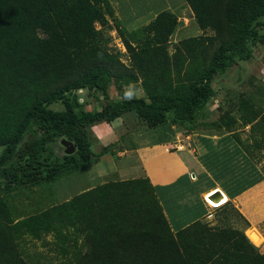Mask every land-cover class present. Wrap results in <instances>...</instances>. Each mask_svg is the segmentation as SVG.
Instances as JSON below:
<instances>
[{
	"label": "trees",
	"instance_id": "16d2710c",
	"mask_svg": "<svg viewBox=\"0 0 264 264\" xmlns=\"http://www.w3.org/2000/svg\"><path fill=\"white\" fill-rule=\"evenodd\" d=\"M186 1L201 27L216 30L207 39L212 46L218 39V48L208 55L205 39L195 36L180 40L170 53L180 21L163 11L149 26L119 28L129 55L125 62L122 50L111 47L104 35L106 11L113 13L109 0H0V264L48 263V256L37 251V240L50 244L61 264H264V245L254 244L263 238L254 229L246 235L197 220L174 231L145 173L120 184L92 186L72 198L55 195L56 180L108 153L91 149L90 128L130 113L152 128L170 124L191 132L202 125L207 132H220L225 127V159L217 161L220 169L214 168L213 176L205 173L201 179L207 186L213 179L222 182L230 198L264 180L258 161L253 164L255 156L264 157L262 93L239 92L231 101L238 117L230 116V107L220 121L204 118L216 77L264 45V0ZM83 88L103 94L106 102L88 108L77 94ZM134 88L144 96H136ZM242 121L244 130L249 127L246 137L237 129ZM63 138L74 142L73 154L61 156L53 147ZM201 140L210 146V138ZM136 160L140 166L138 155ZM231 166L236 175L230 178ZM43 184L53 185L39 194L49 192L50 203L20 217L14 205L20 189L27 187L30 197ZM222 208L227 214L235 206L228 201ZM221 218L226 224L227 217ZM28 242L36 256L26 261Z\"/></svg>",
	"mask_w": 264,
	"mask_h": 264
},
{
	"label": "rangeland",
	"instance_id": "374dc122",
	"mask_svg": "<svg viewBox=\"0 0 264 264\" xmlns=\"http://www.w3.org/2000/svg\"><path fill=\"white\" fill-rule=\"evenodd\" d=\"M109 1L113 13L110 14L106 11V18L108 21L104 26V35L111 38V41L109 42L111 47L114 46L122 50V58L125 62L129 60V55L118 34L119 28L122 27L123 29H128V31H133L140 27L149 26L156 19L157 14L163 11L170 12L173 15L175 14L178 16V20L180 21L175 34L172 39H170L171 43L169 42L170 45L168 48L170 53L176 51L178 48L177 46L180 45L177 43L180 40L192 39L195 36L197 38L205 39V45L210 51V54L208 55H211V52L218 48V39L215 41L216 45L214 46H212L210 41L207 39L208 37L216 36V30L209 27H201L194 11L186 0ZM118 24L120 26H118ZM97 26V29H102L101 24H97ZM237 61L238 63L231 66L226 73H221L216 77V82L214 84L215 95L206 106L209 114L204 117L212 121L207 122L222 120L225 112L229 110L230 107H234L233 110L229 112L230 116H240V113L235 111L237 110L235 107L236 105H234L235 103L231 102L239 96V92H244L247 97L262 93L261 100L264 101V45L260 44L255 48L254 56L251 59H239ZM188 82L189 80H187V83ZM260 88H262L261 90L263 91H261ZM134 90L136 96H144V91L141 88H134ZM77 94L79 96L80 103L88 104V108L91 109H94L95 107L101 108V106L106 102V97L94 90L83 88L80 89ZM95 97H100L101 101H96ZM115 97L120 98L121 96L115 93ZM259 103H261V101ZM227 119L228 118H226V120ZM118 120H120V122L117 127L114 128V131L112 130V132L109 128L111 124L102 121L96 123L90 128V137L92 141L91 149L95 153H100L104 150V148H106L108 153L100 156V158L93 157L94 160L91 161L90 164L88 163L89 165H87L83 170H76L72 172V175L68 174L56 180L54 183L56 186L55 195L58 200H63L68 197L72 198L80 193L81 190L88 189L92 186L103 185L111 182L120 184L124 181L142 178L143 175L141 167L143 161L140 165L141 167L137 165L136 152L139 156V151L142 152V148L144 147L163 145L174 140L179 143L177 149L180 150L181 147L185 145V139L182 138V132L185 135L184 137L187 136L185 133L189 132L187 130V126L183 127L170 124L166 127L159 126V128H152L132 113L122 116ZM239 120L241 121V119ZM193 124L194 122L192 125ZM244 126L245 124L243 122L242 127H238L237 129L243 133L244 137H246L245 134L248 132L249 127H246L244 130ZM178 129L182 130V132H178L179 134L176 133ZM224 129L226 128L222 127L219 133H223ZM213 132L215 133L218 131L215 129ZM216 137L217 136H214L215 139L213 140H217ZM53 147L56 148L59 155H64L65 152L63 151L64 147L61 145V139L59 140V143L55 144ZM211 149L214 154L213 156L216 159L215 161L222 162L225 159L223 153H226V151L222 152L223 143L220 147H213ZM231 151L233 150L231 149ZM142 154L143 153H141V156ZM256 161H258V164ZM243 162L248 165L246 159H244ZM254 162L257 164L258 170L261 173L262 171L264 173V157L256 158L255 156L253 161V164L255 165ZM234 164L236 163L233 162L232 166ZM146 171L148 172V169ZM193 174H195V172H192V177ZM262 181H260L262 183H257L254 187L252 186L253 188L250 187L243 191L244 196L242 201H245V205H247L246 209L243 208L240 201H237L236 203L233 202L232 204L235 206V209H229V213L227 214L223 212L222 207L214 209L213 211L216 215L211 220L214 218L217 220L218 216L223 217V220L227 217V219H225L226 224H223L222 218H220L219 222L217 221L216 223L214 221V224L208 225L212 228L224 225L241 230L245 229L246 235L249 230L254 229L260 234L263 240L260 244L253 243L256 246L262 247L264 245V180ZM47 186L53 185H41L39 187L40 190L32 194V196L30 195V197L28 194H25L28 192L27 187L20 189L19 196L14 200V205L16 206L17 211H19L20 217L29 216L45 209V204L50 203L51 197L47 191L43 193V197H40L39 194L42 190H47ZM138 187L141 186L134 184V188ZM234 187L237 188V185L235 184ZM62 188L65 192L61 191ZM34 190L36 191V188H34ZM224 202L225 201L221 203ZM166 211L173 214L172 209L170 208H167ZM25 238L27 239V236H25ZM34 240L35 239H33V241ZM47 240H52V236L49 235ZM35 244H37V248L39 249L37 251L41 250L44 252L43 255L48 256L49 261L46 264H61L60 258L62 257L57 254V251L54 250L50 244L43 246L38 240ZM26 248L27 254L23 257H26V261H29L30 259L28 258H30V256H32V258L36 256L34 255L36 251H34V245L31 242H28ZM41 257L42 256L39 255V259L43 260V257ZM262 257H264V255Z\"/></svg>",
	"mask_w": 264,
	"mask_h": 264
},
{
	"label": "crops",
	"instance_id": "0c3cea01",
	"mask_svg": "<svg viewBox=\"0 0 264 264\" xmlns=\"http://www.w3.org/2000/svg\"><path fill=\"white\" fill-rule=\"evenodd\" d=\"M119 122L120 120H117L110 125L111 132L112 130L114 131ZM178 132H182V130L178 129L176 133L179 134ZM185 134L187 135L186 137H184L185 135L182 132V138L185 139L183 150L172 148V144L176 141L174 140L163 145L144 147L142 148V152L139 151L138 156L140 157L141 153H143L140 157L141 162L143 161L142 173H145L144 175L150 179V182L155 187V192L163 205L174 231L185 228L197 220L208 224H214V221L216 223L217 221L219 222L221 216L220 218L217 217V220L216 218L211 220L216 214L213 211L214 209L204 200L207 193L221 190L225 194L227 201L230 199L229 192L222 182H214L213 179L212 185L207 186L205 184L206 181L201 179L205 173L213 176L212 173L214 172L212 170L214 168L220 169V165L215 161L216 159L210 146L212 140L215 139L214 136H217V140H213L214 147H220L223 143V136L228 135L229 132L225 130L221 134L219 132H207L203 127L196 128L195 126L193 131ZM201 137L210 138V146H208L206 141L203 142ZM135 154L138 155L137 152ZM236 160L238 163L241 161L240 159ZM147 169L148 172L146 171ZM192 172H195V177H192ZM226 172L230 178L236 175L232 167H230V170L227 169ZM193 182L200 186L201 192L197 193L195 191ZM242 193L232 198L231 202L236 203L240 201L243 208L246 209L247 205H245V201H242L244 196V193ZM167 208L172 209L173 214L168 213L166 211ZM243 231L246 234V230L243 229Z\"/></svg>",
	"mask_w": 264,
	"mask_h": 264
},
{
	"label": "water",
	"instance_id": "95a60500",
	"mask_svg": "<svg viewBox=\"0 0 264 264\" xmlns=\"http://www.w3.org/2000/svg\"><path fill=\"white\" fill-rule=\"evenodd\" d=\"M61 145L64 147V152L65 154H73L76 151V146L74 144V142L63 138L61 139ZM193 176L195 177L196 175L193 174ZM210 200L215 201V203L219 204L222 201L225 200V195L221 190H217L211 194L208 195Z\"/></svg>",
	"mask_w": 264,
	"mask_h": 264
},
{
	"label": "clouds",
	"instance_id": "9594fccd",
	"mask_svg": "<svg viewBox=\"0 0 264 264\" xmlns=\"http://www.w3.org/2000/svg\"><path fill=\"white\" fill-rule=\"evenodd\" d=\"M129 96L131 95L130 93L128 94ZM113 123V122H112ZM112 123H110V124H112ZM177 142L175 141L173 144H172V148L173 149H177V147H178V145L179 144H176ZM178 150V149H177ZM180 150H183V146L181 147V149ZM217 191V190H216ZM213 192H215V190L214 191H211L210 193H207L206 194V198H205V201H206V203L209 205V206H211L213 209H217V208H219V207H222L223 205H225L228 201H231V199L232 198H230L228 201L227 200H224L225 202L224 203H219L220 205L218 206V204L217 203H215V202H213V201H211L210 199H208V195L209 194H211V193H213ZM225 195V194H224ZM223 202V201H222ZM213 205H215V206H213ZM210 216L211 217H213L212 216V214H210Z\"/></svg>",
	"mask_w": 264,
	"mask_h": 264
},
{
	"label": "bare ground",
	"instance_id": "6f19581e",
	"mask_svg": "<svg viewBox=\"0 0 264 264\" xmlns=\"http://www.w3.org/2000/svg\"><path fill=\"white\" fill-rule=\"evenodd\" d=\"M216 189V188H215ZM214 190V189H213ZM205 198H206V196H205ZM208 199H209V197H208ZM225 200H226V197H225ZM211 201H213V200H211ZM213 202H215V201H213ZM213 206H215V205H213ZM219 206V205H218Z\"/></svg>",
	"mask_w": 264,
	"mask_h": 264
}]
</instances>
